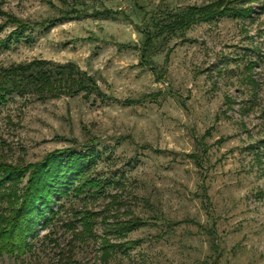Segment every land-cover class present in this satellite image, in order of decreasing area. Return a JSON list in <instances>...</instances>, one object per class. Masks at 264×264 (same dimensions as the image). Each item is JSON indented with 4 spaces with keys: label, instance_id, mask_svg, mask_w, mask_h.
<instances>
[{
    "label": "rangeland",
    "instance_id": "1",
    "mask_svg": "<svg viewBox=\"0 0 264 264\" xmlns=\"http://www.w3.org/2000/svg\"><path fill=\"white\" fill-rule=\"evenodd\" d=\"M76 3L0 0V70L71 62L98 88L9 98L0 164L25 167L90 143L86 176L112 185L63 198L31 250L0 264H264V0ZM193 7L205 17L181 33L153 30ZM104 10L118 17L94 15ZM51 20L62 21L38 27ZM17 22L31 29L5 47ZM146 28L157 37L149 66L139 51ZM80 210L92 214L88 230L75 221ZM127 220L142 224L121 233L116 222Z\"/></svg>",
    "mask_w": 264,
    "mask_h": 264
},
{
    "label": "trees",
    "instance_id": "2",
    "mask_svg": "<svg viewBox=\"0 0 264 264\" xmlns=\"http://www.w3.org/2000/svg\"><path fill=\"white\" fill-rule=\"evenodd\" d=\"M73 1L76 3V0ZM75 5L83 6L82 3ZM206 12L207 9L193 7L184 12L166 13L164 19L155 22L153 30L158 35L181 33L192 23L203 19ZM118 13L113 10L107 12L104 10L94 12V15L116 19ZM61 21L51 20L47 27L43 25L38 27L48 31ZM17 23L19 27L3 43L5 47L12 42H20L24 32L31 29L21 22ZM149 29H141L143 44L141 49L139 48L141 63L148 66L152 50L155 48L152 42L157 38L154 36L155 31L153 33L152 29ZM89 91H98L95 81L71 62L62 65L38 60L0 70V105L15 95L28 94L42 98L46 95L73 96ZM84 146L85 149L80 152L75 149L55 151L41 162L25 167L0 164V258L4 255L9 258H18L30 251V238L35 228L42 219H45L46 223L55 221L59 214L55 206L59 205L63 198H69L72 194L79 197L85 193L100 196L104 192L103 186L112 185L110 180L86 176L95 160L92 144L88 143ZM25 178H27L26 184L20 192L19 184ZM4 202L7 203L6 208H2ZM6 213L10 215L7 216ZM74 214L79 217L75 221L80 222L88 230L92 214L81 210ZM141 224L140 220L116 222L117 227L123 225L118 228L121 233L130 232Z\"/></svg>",
    "mask_w": 264,
    "mask_h": 264
}]
</instances>
